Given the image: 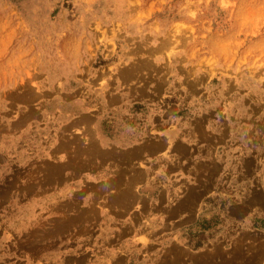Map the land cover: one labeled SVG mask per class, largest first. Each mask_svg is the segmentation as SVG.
<instances>
[{"label": "rangeland", "instance_id": "obj_1", "mask_svg": "<svg viewBox=\"0 0 264 264\" xmlns=\"http://www.w3.org/2000/svg\"><path fill=\"white\" fill-rule=\"evenodd\" d=\"M215 249L264 264V0H0V264Z\"/></svg>", "mask_w": 264, "mask_h": 264}, {"label": "bare ground", "instance_id": "obj_2", "mask_svg": "<svg viewBox=\"0 0 264 264\" xmlns=\"http://www.w3.org/2000/svg\"><path fill=\"white\" fill-rule=\"evenodd\" d=\"M69 46H67V47H69V49H73L74 48V43H73V41H70L69 42ZM74 53L72 52V53H68V54H66V58L67 59H65V60H70V58L72 57V55H73ZM78 58H79V56L77 57V60H78ZM65 60H63V61H65ZM77 60L76 61H74V62H68V63H66L65 65H64V67H65V69L64 70H62L63 72H65V73H69V72H71L73 69H74V67L76 66V63H77ZM67 62V61H66ZM133 72H136V68L134 69V68H132L131 66H129V68H127L126 70L124 69L123 71H122V73H124L125 74V76L126 77H128L129 78V76L133 73ZM110 95H112V97H115L116 95L114 94V92H110ZM166 121L167 120H158V121H156L155 122V124L156 125H158L160 128H162V126L166 123ZM158 140H162V138L160 137V138H158ZM155 144V143H154ZM145 146H143V145H140V146H137V147H134V148H132L131 149V151H128L127 153H125L124 154V157L125 158H127V159H129V158H136L138 155H140L141 154V151L143 150V148H144ZM155 148H161V147H163V143H156L155 144V146H154ZM187 148L184 146L183 147V151H184V153L186 154L187 153ZM76 155V154H75ZM219 166L218 165H214V167H213V169H216L217 170V168H218ZM60 168V167H59ZM78 169V168H77ZM61 172V171H60ZM211 172H208V175L210 174ZM63 174V173H62ZM213 176V175H212ZM212 176H210V177H206L201 183H200V186H201V188L199 189V191H197L198 193L200 192V191H203V190H205L206 188H208V187H211V186H216V187H218V188H221V187H223L224 186V184L222 183V182H220V181H217V179L215 178V177H212ZM190 190H191V188L190 187H188V190H187V194H186V199L187 200H185V201H183V200H181L180 201V210L179 211H184V210H186V211H188L187 209H186V206H190L191 207V209L196 205V202H197V199L198 198H196L194 195H193V198L192 199H189V196H190ZM192 193H194V192H192ZM129 196V195H128ZM128 199V198H127ZM163 202H164V197L162 196V199H160V200H158L157 201V205H162L163 204ZM149 207V206H148ZM175 207V206H174ZM241 207H242V203L240 204V205H238L237 207H236V211L234 212L237 216H239V214L241 213ZM175 210H176V207L174 208ZM190 209V210H191ZM238 209V210H237ZM233 212H231V214L233 213ZM186 213V212H185ZM234 213L232 214V215H234ZM188 215L190 216V215H192V212L190 211L189 213H188ZM262 243V242H261ZM172 246V245H171ZM151 248H152V246H151ZM252 249V248H251ZM174 250V249H173ZM255 250V249H254ZM218 250L217 249H215V252H214V254H209V255H206V258H205V260H203L202 261V257L200 256V257H198V261H200L202 264H231L232 262H237L236 260H238V261H242V262H240L239 264H258L259 263V259H260V255H261V252L259 251V253H258V255H252V256H248V255H242V256H234V258L232 257V260L230 259V258H228L227 259V261L225 260V259H223V253H221V252H217ZM245 252V251H244ZM255 252V251H254ZM176 253V252H175ZM164 254V256H165V252L163 253ZM222 255V256H221ZM258 256V258L256 259V257ZM161 257H163L162 255H160L158 258H155L156 259V263L157 264H159V262H160V264H162V263H165L166 262V258H164L162 261H161ZM215 257H217V259H215ZM238 258V259H237ZM159 262H158V261ZM234 260V261H233ZM121 261V259L119 260V262ZM211 261H213L214 263H211ZM119 262H117V263H119ZM116 263V264H117Z\"/></svg>", "mask_w": 264, "mask_h": 264}, {"label": "crops", "instance_id": "obj_3", "mask_svg": "<svg viewBox=\"0 0 264 264\" xmlns=\"http://www.w3.org/2000/svg\"><path fill=\"white\" fill-rule=\"evenodd\" d=\"M91 111L90 110H87V111H84L83 112V114H85V115H89V113H90ZM90 116V115H89ZM91 117V116H90ZM101 117V116H100ZM92 118V117H91ZM94 120H96V118L94 119ZM97 125H98V128H100V125L102 124V123H98V122H100V120H99V118H97ZM148 188L150 189V191H152V189L153 188H155L152 184H155V179L154 178H148ZM152 192H155V193H160L159 191H156V189H155V191H152ZM148 203H150V205L152 204V202H151V200L148 202Z\"/></svg>", "mask_w": 264, "mask_h": 264}]
</instances>
